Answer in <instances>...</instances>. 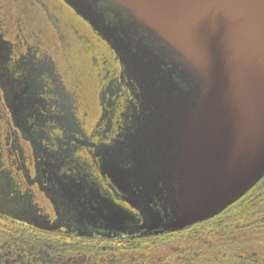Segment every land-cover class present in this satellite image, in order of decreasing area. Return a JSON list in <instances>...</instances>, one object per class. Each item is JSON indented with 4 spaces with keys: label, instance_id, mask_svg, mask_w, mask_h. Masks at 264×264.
<instances>
[{
    "label": "flooded vegetation",
    "instance_id": "obj_1",
    "mask_svg": "<svg viewBox=\"0 0 264 264\" xmlns=\"http://www.w3.org/2000/svg\"><path fill=\"white\" fill-rule=\"evenodd\" d=\"M28 1L36 13L10 11L0 0V191L27 209L28 222L80 237L145 241L231 220L236 207L260 199L264 189H251L219 215L179 230L177 184L157 172L148 189L146 176L130 172L132 136L147 113L140 85L62 0ZM116 35L131 40L132 52L145 41ZM146 65L138 64L143 73Z\"/></svg>",
    "mask_w": 264,
    "mask_h": 264
},
{
    "label": "water",
    "instance_id": "obj_2",
    "mask_svg": "<svg viewBox=\"0 0 264 264\" xmlns=\"http://www.w3.org/2000/svg\"><path fill=\"white\" fill-rule=\"evenodd\" d=\"M62 1L140 85L147 113L130 172L148 189L157 172L177 184L179 230L219 215L264 177V0ZM120 30L143 46L132 52Z\"/></svg>",
    "mask_w": 264,
    "mask_h": 264
},
{
    "label": "trees",
    "instance_id": "obj_3",
    "mask_svg": "<svg viewBox=\"0 0 264 264\" xmlns=\"http://www.w3.org/2000/svg\"><path fill=\"white\" fill-rule=\"evenodd\" d=\"M260 188L264 189V178L251 191ZM238 217L249 224L242 249L235 246L209 255L206 248H187L181 252L180 264H264V198L238 209L232 219ZM150 241H113L53 232L14 222L0 213V264H149L147 254L155 246Z\"/></svg>",
    "mask_w": 264,
    "mask_h": 264
},
{
    "label": "rangeland",
    "instance_id": "obj_4",
    "mask_svg": "<svg viewBox=\"0 0 264 264\" xmlns=\"http://www.w3.org/2000/svg\"><path fill=\"white\" fill-rule=\"evenodd\" d=\"M8 2V8L10 11L37 12V9L30 7L28 0H8ZM44 4L48 8L51 7V3L49 1H45ZM2 197L3 196H0V213L10 217V220L14 222L34 226L32 223L28 222L29 220L25 215L29 214V212H27V209L25 211L23 205L16 206L13 203L8 202L10 199L6 196L5 197L8 201L5 198L2 199ZM262 198H264L263 195L259 200ZM237 208L238 207L234 209L235 211L231 212L229 219H232V217L238 213ZM239 218L240 217L232 220L225 219L224 221H222V218H218L210 224H203L197 227L194 231L184 232L182 235H173L175 237L161 235L155 236L150 241L155 242V246H153L152 249H149L147 254V257L149 258L148 263L159 264L164 262L163 264H180V258H182L181 252L187 248L194 247L206 248V253L209 255L219 252H228L235 248V246L240 250L244 247L243 242L241 241L244 240L249 224ZM148 245H150V243ZM165 260H168V263H165Z\"/></svg>",
    "mask_w": 264,
    "mask_h": 264
}]
</instances>
